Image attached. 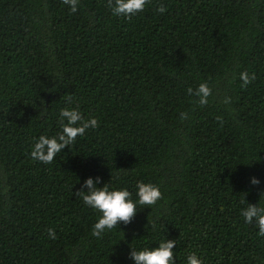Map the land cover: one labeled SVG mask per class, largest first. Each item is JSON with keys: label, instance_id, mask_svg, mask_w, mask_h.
I'll use <instances>...</instances> for the list:
<instances>
[{"label": "trees", "instance_id": "obj_1", "mask_svg": "<svg viewBox=\"0 0 264 264\" xmlns=\"http://www.w3.org/2000/svg\"><path fill=\"white\" fill-rule=\"evenodd\" d=\"M242 72L255 75L243 87ZM203 82L201 105L187 90ZM63 108L98 126L51 163L33 160ZM89 176L133 200L138 181L152 183L162 198L97 237L100 213L75 195ZM248 204L264 207V0H148L130 18L109 0H79L75 13L63 0H0V264H134L131 247L166 239L175 264L193 252L264 264Z\"/></svg>", "mask_w": 264, "mask_h": 264}, {"label": "clouds", "instance_id": "obj_2", "mask_svg": "<svg viewBox=\"0 0 264 264\" xmlns=\"http://www.w3.org/2000/svg\"><path fill=\"white\" fill-rule=\"evenodd\" d=\"M63 3L69 7L72 13L78 11L79 0H63ZM147 3L148 0H109L113 15L127 18L142 12ZM157 11L163 13L166 8L160 5ZM240 79L243 82V87L255 79V75L249 76L247 72H242ZM187 91L190 95H195L201 105L207 104L208 98L212 94V89L207 82L200 83L195 90L189 87ZM230 101L231 97H225L226 104ZM186 117V113L181 114L182 119ZM59 123L62 130L58 135H41L35 139L30 152L33 160L45 164L51 163L54 157L66 146L72 145L78 136H83L87 129L98 126V120L95 117L85 119L77 108L61 109ZM101 179L99 176H89L75 193L87 206L100 213L97 222L92 227V234L97 237H100L105 231L115 228L118 222H130L138 211V206H152L162 198L159 186L152 183L138 181L135 192L136 199L133 200V194L127 188L109 190L107 184L100 187ZM250 183L258 185L261 181L257 177H252ZM241 214L246 223H254L258 228V234L264 236V207L248 204L246 208L242 209ZM49 235L54 238L55 233L52 229H49ZM176 244V240L166 239L161 240L158 246L153 248L137 250L131 247L129 256L134 264H175L173 248ZM187 264H203V261L193 252L187 256Z\"/></svg>", "mask_w": 264, "mask_h": 264}]
</instances>
